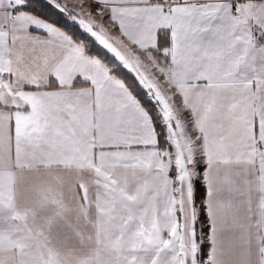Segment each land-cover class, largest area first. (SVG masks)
I'll return each instance as SVG.
<instances>
[{"label": "snow or ice", "instance_id": "snow-or-ice-1", "mask_svg": "<svg viewBox=\"0 0 264 264\" xmlns=\"http://www.w3.org/2000/svg\"><path fill=\"white\" fill-rule=\"evenodd\" d=\"M8 38L64 66L57 89L88 85L118 211L179 198L177 220L190 208L193 232L211 235V248L195 236L199 264L264 255V0H0Z\"/></svg>", "mask_w": 264, "mask_h": 264}, {"label": "crops", "instance_id": "crops-1", "mask_svg": "<svg viewBox=\"0 0 264 264\" xmlns=\"http://www.w3.org/2000/svg\"><path fill=\"white\" fill-rule=\"evenodd\" d=\"M51 76L65 83L64 66L35 60L26 45L14 46L10 38L0 40V264H30L33 256L49 264L63 258L65 250L78 257L76 251L86 246L100 250L93 264H179L177 248L161 242L138 252L107 246L103 212L97 209L104 198L92 193L98 165L95 138L98 133L104 139L103 121L86 83L69 92L57 89ZM5 89L10 103L1 101ZM204 185L200 206L207 202ZM178 206L184 211V205ZM193 239L187 238V251ZM203 242L211 248V235ZM106 249L123 254L111 257ZM194 257H184V264H199ZM256 261L264 264V255L253 251Z\"/></svg>", "mask_w": 264, "mask_h": 264}, {"label": "rangeland", "instance_id": "rangeland-1", "mask_svg": "<svg viewBox=\"0 0 264 264\" xmlns=\"http://www.w3.org/2000/svg\"><path fill=\"white\" fill-rule=\"evenodd\" d=\"M112 43L117 48V50L122 51V54L126 59H134V54L129 51V49L125 46V43L117 36L113 38ZM1 101L8 103L12 102L9 90L5 89L1 93ZM95 139L99 144L102 142L98 133L96 134ZM106 157V153H103L97 149L96 161L98 165H96L95 169L97 180L96 186H94L92 193L95 197L102 196V198H104L103 201L97 203V209L99 208L103 212L102 228L106 233L107 246L111 245L113 247H124L129 252H138L140 250L139 248L153 245L159 246V243L161 242L165 246H175L177 248L179 251V254H177L179 264H184V257L189 259L192 255L193 257L195 256L194 258H196L198 248L197 243L194 242V239L196 235H200L201 242L204 243L203 241L205 240V236L202 229L205 225H200L201 231H197L196 233L193 232V228L191 227V231L188 233V236L186 235V231H188L187 211L184 212V216L180 219V221L176 220L177 207L178 205L183 206V203L179 198L174 199L162 211H159L156 205L153 204L150 215L142 214L140 217L123 215L117 210V206L121 205L125 198L119 192L114 191V184H111L107 174L105 173V168L107 166ZM156 167L162 174L166 176L167 165L164 161H157ZM199 179L200 185L203 187V189H205V181L203 177L201 176ZM129 203L132 202L129 201ZM170 211H173L170 214V217H172V226L169 224L168 219V212ZM189 216L191 222H193L194 217L192 216L191 210ZM188 237L190 240L194 238L193 243H190V246L192 247V250L190 251H187ZM97 242H99L98 238ZM99 251V249H91L86 246L79 251H76L80 255L77 257L74 255L73 251L65 250L62 251L63 258H59L57 262H50L49 264H93V259L97 256V252ZM105 251L109 252L111 257H117L123 254L122 250L106 249ZM72 259H74V261H71ZM81 260H83V263ZM30 264L45 263H41L36 258V256H33Z\"/></svg>", "mask_w": 264, "mask_h": 264}, {"label": "trees", "instance_id": "trees-1", "mask_svg": "<svg viewBox=\"0 0 264 264\" xmlns=\"http://www.w3.org/2000/svg\"><path fill=\"white\" fill-rule=\"evenodd\" d=\"M81 43L83 44V42H81ZM83 46H84V47H87V45H84V44H83ZM81 84H82V83H81ZM81 84H78V85H81ZM78 85H77V86H78ZM200 190H201V193H202V199H203V198H204L205 191H204V189H203V187H202L201 185H200ZM204 227H205V226H204ZM196 236H197V235H196Z\"/></svg>", "mask_w": 264, "mask_h": 264}]
</instances>
